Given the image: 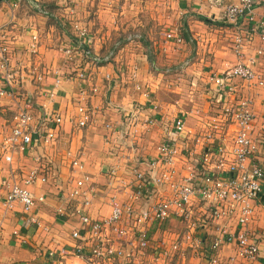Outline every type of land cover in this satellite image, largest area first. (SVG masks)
Here are the masks:
<instances>
[{
	"label": "crops",
	"instance_id": "0c3cea01",
	"mask_svg": "<svg viewBox=\"0 0 264 264\" xmlns=\"http://www.w3.org/2000/svg\"><path fill=\"white\" fill-rule=\"evenodd\" d=\"M72 1L52 0L55 7L51 12L44 10L46 5L38 0L0 3V26L10 37L8 60L14 70L11 94L0 96V264L46 263L51 250L83 243L74 240L71 234L81 227L77 209L83 203L80 197L71 199L69 196L76 187L75 179L79 177L73 169L74 159H81L86 172L94 177L96 198L90 209L92 217L108 215L110 192L117 193L122 200L130 198L128 195L134 190L135 169L146 173L153 171L148 167L147 159L158 155L161 142L175 137L171 134L172 122L179 114L185 115L187 131L179 137L181 140L177 139L183 152L176 162L174 178L182 181L192 169L199 178L197 186H201L204 181L200 179L207 170L216 176L226 174L214 168L215 159L210 167L199 162L203 149L197 140L211 130L210 118L220 114L223 102L232 100L215 92L209 76L223 73L238 61L233 49L234 38L244 34L249 23L247 18H241L237 23L225 21V6L235 0H160L157 9L163 12L159 11V15L148 8L155 0H120L118 3L113 0L120 7L108 13L101 7L105 0L82 1L87 6L85 13L74 10L69 3ZM98 6V10L94 9ZM128 6L137 9L127 14ZM255 15L253 23L261 31L264 0H257ZM76 20L88 29L93 54L112 55L108 63L96 65L83 53L74 29ZM160 27L177 29L183 35L184 43L167 41L157 45L153 35ZM131 34L136 35L135 41L127 40ZM246 42L247 54L263 49L257 70L264 78V40L256 32L247 37ZM69 47L74 50L72 57L65 53ZM188 58L191 59L190 65H184L183 61ZM3 67L0 66V85L5 77ZM80 69H84L88 76L83 80L87 82V102L96 110L93 122L84 128L76 123L75 109V97L82 86L77 80ZM60 74L71 77V80L56 87L55 80ZM137 81L141 84H136ZM234 83L236 92L231 94L236 99L242 95L254 98L257 130H261L264 128V86L248 87L239 78ZM138 85H143L148 94L142 93ZM94 87L97 88L95 92ZM199 94L205 101L204 107L189 101ZM25 100H29L35 115L33 142L25 152L15 151L13 160L8 162L3 141L12 130L15 115ZM50 108L64 116L63 123L51 125L43 122L40 115ZM149 116L157 117V121L146 127L143 120ZM107 124L113 126L107 127ZM234 129L235 126L231 125L226 132L218 134L216 144L221 140L230 147ZM50 130L55 132V138L46 143L44 135ZM257 158L264 166V148ZM36 166L47 181L39 180L32 187L37 197L35 210L49 230L32 225L22 204L13 209L3 206L10 186L22 183L29 170ZM113 169L115 174H112ZM152 190L154 200L167 198L171 193L168 185H152ZM40 196L45 199L40 200ZM152 199H144L146 203L140 207L147 208L154 202ZM188 208L193 210L197 226L196 235H193L196 240L200 238V245H195L196 240L185 242L183 236L188 227L183 226L184 218L174 217L163 225L154 223L149 226L152 247L156 244L155 237L161 236L155 227L162 229L168 224L165 227H169L165 232V240L169 239L166 247L170 248L176 241L183 242L184 253L174 255L179 264H212V257H219L218 264H264V186L256 201L253 223L261 247L257 259L239 257L235 243H227L214 251L213 240L222 235L221 229L234 228L236 220H214L212 207L200 196L195 197ZM87 236L85 254L69 255L63 260L64 264H88L86 251L97 239L89 232ZM141 257L138 264L145 260H148L146 264L152 263V255Z\"/></svg>",
	"mask_w": 264,
	"mask_h": 264
},
{
	"label": "built area",
	"instance_id": "2783aa9c",
	"mask_svg": "<svg viewBox=\"0 0 264 264\" xmlns=\"http://www.w3.org/2000/svg\"><path fill=\"white\" fill-rule=\"evenodd\" d=\"M256 2L257 0H235L225 6L224 19L226 22L237 23L239 19L247 18L249 26L244 34L240 33L234 38L233 49L238 57L237 63L223 73L209 76V81L215 92L224 94L232 100L223 102L220 114L210 118L211 121L208 124L211 126V130L203 138L197 140L203 149L199 162H202L204 166H209L215 159L217 162L214 164V168L226 172V174L216 176L207 170L204 178L200 179L204 181V185L201 186H197L199 178L192 169L182 181L174 178L176 162L183 152L177 139L183 137L187 131L186 118L182 113L177 115L172 122L171 134L175 137H170V139L161 142L158 146V155L147 159L148 167L153 171L146 173V171L136 168L132 181L134 190L128 195L130 198L122 200L117 193L110 192V213L94 218L90 212L94 198H96L93 185L94 177L88 171L86 172L85 163L76 158L73 161V169L79 173V177L75 179L76 187L71 190L69 196L71 199L80 197L83 203L77 209L81 227L74 229L71 234L74 240H81L83 243H76L69 247L64 245L59 250H51L48 253V262L42 264H64L63 260L69 255L82 256L85 254L88 232L91 237L97 239L88 252L86 251V255L89 256L88 264H118V262L120 264H138L137 261L140 256L145 257L153 253L151 250L153 239L150 238L148 231L150 225L154 223L163 225L170 219L177 217L184 218V222H187L186 228L190 227V230L194 231L196 221L193 210H190L188 206L197 196H200L212 207L211 213L214 220H236L234 228L221 229L222 235L213 240L212 249L214 251L227 243H235L239 257L251 260L259 257L261 247L253 229V223L256 214V201L260 198L264 186V166L257 158L264 148V128L257 130L258 118L254 109V98L242 95L236 99L235 95L231 94L236 92L234 82L237 78L241 79L248 87L253 85L264 86V78L257 70L263 49H256L254 54L246 53L247 37L258 32L261 39L264 40V22L260 24L261 31L258 30L257 24L253 23L256 19ZM75 25L78 43L83 48L86 57L90 58L96 65H99V62L108 63L112 55L93 54L91 49L92 37L88 29L77 22ZM9 38L6 29L0 26V56L2 60L0 66L5 67H3L5 71L4 81L0 85L1 97L11 94L14 83V70L10 68L8 60ZM33 39L37 41L36 36ZM136 39L134 34L127 38L129 41ZM166 39L179 45L184 43V37L177 29L170 30ZM32 46L35 47V43ZM65 53L72 57L74 50L69 47ZM190 63V58L183 61L184 65H190ZM87 78L84 69L77 72V80L82 82V86L75 97V109L78 116L76 123L80 128L90 125L96 115V110L87 102V82H83ZM70 80L71 77L60 74L55 80V86L58 87ZM137 87L142 93L148 94V90L143 85ZM93 91H97V88L94 87ZM50 95L52 96L54 93ZM40 117L43 122L51 125H59L64 120V116L59 111L51 108L50 110L45 109ZM34 120L35 115L31 111V104L29 100H25L15 115V124L12 130L3 141L2 147L3 151L6 152L5 158L8 162L13 160L15 151L25 152L32 144V134L35 132ZM156 121L157 117L155 116H149L143 120L146 127L155 125ZM231 125L235 126V133L232 137L233 144L228 147L225 145V141L221 140L216 144L215 138L218 134L226 132ZM112 126V124H107V127ZM54 138L55 132L52 130L44 135L46 143H51ZM179 139L181 140V138ZM115 171L113 169L112 174H115ZM39 180L46 182L47 178L40 175L39 168L36 166L29 170L22 183H15L10 186L3 205L6 209H13L17 204H22L32 225L49 230L35 210L37 197L32 187ZM152 185L157 187L170 186L169 197L152 199L154 197ZM39 199L44 200L45 198L40 196ZM144 199H152L151 201L154 200V202L142 209L140 205L146 203L143 202ZM183 239L188 243L196 240L190 231L184 232ZM195 242L196 246L200 245V238ZM182 244L183 242L176 241L170 248H163L162 251L153 253V260L156 256L160 261L161 258L174 256L177 252L183 254ZM57 256L60 258L57 259ZM211 262L218 264L219 257H212Z\"/></svg>",
	"mask_w": 264,
	"mask_h": 264
},
{
	"label": "rangeland",
	"instance_id": "374dc122",
	"mask_svg": "<svg viewBox=\"0 0 264 264\" xmlns=\"http://www.w3.org/2000/svg\"><path fill=\"white\" fill-rule=\"evenodd\" d=\"M40 3H42V4H44V5H48V6H52V8H54L55 6H53V5H55L54 3H56V1H54V3L52 4V0H38ZM68 1V0H67ZM82 1H84V0H73L72 2H69L71 5H72V7H73V9L74 10H77L79 13L80 12H83V13H85V11H87V10H85V9H87V6H86V4H85V2L83 3ZM120 0H116V2L118 3ZM160 0H155L154 2H153V4H149V7L148 8H150V10H152L153 9V11L157 14L158 13V15H159V11L162 13L163 12V10H159V9H157L158 7H159V5H160V2H162V0L159 2ZM79 2H81L80 4H79ZM96 2H98V1H96ZM83 3V4H82ZM36 4V3H35ZM38 4V3H37ZM143 5V4H142ZM145 5V4H144ZM84 6L86 7V8H84ZM61 7V6H60ZM101 7H102V10H104V12L105 13H108V12H111V10L113 11V10H116L117 9V7H120L119 5H117L116 3L114 4V2H113V0H105V1H103L102 2V5H101ZM137 7H139L140 9H141V7L140 6H138L137 5ZM137 7H130V6H128V8H127V14H131V13H134V11L137 9ZM62 8H63V6H62ZM94 9H99V6L98 7H96V8H94ZM45 10V9H44ZM122 10V9H121ZM66 22V21H65ZM76 22L80 25H84V24H82L80 21H78V20H76L75 21V23H74V29H75V24H76ZM80 22V23H79ZM168 23V22H167ZM166 24V23H165ZM164 24V25H165ZM163 25V24H162ZM165 27H168L167 25L165 26ZM168 28H170V27H168ZM77 29H75V32H76V34H77V31H76ZM170 31V29L168 30V29H164L163 27L161 28H159V30H158V32L156 33V35H153V37H154V40L155 41H157V45H160V44H166V42L168 41L167 39H166V37H167V33ZM135 43V42H134ZM138 83H140V82H138L137 81V83L136 84H138ZM141 84V83H140ZM165 84H167V83H165ZM178 86V85H177ZM166 90V89H165ZM167 91H169V90H167ZM180 95V94H179ZM201 97V95L199 94V96L198 97H192V98H190L189 99V101H191L193 104H198L199 106L201 105H203V107H204V100H203V97L202 98H200ZM187 99V98H186ZM4 206V205H3ZM186 224H187V222H183V226L185 227L186 226ZM168 226V224L165 226V227H167ZM162 228V229H160V228H157V227H155V229L158 231V232H160V237L159 236H157V237H155L156 238V240H154L155 241V245H154V247H152L153 248V253H156L157 251H162V249L163 248H167L166 247V241H169V239H167V240H165V232L167 231V230H169V227L168 228ZM164 229H165V231H164ZM186 229V228H185ZM191 228L189 227L188 228V231H190L191 233H196V231H197V226L195 227V229H194V231H192V230H190ZM196 235V234H195ZM153 238H154V236H153ZM160 243V244H159ZM166 243V244H165ZM152 248H151V250H152ZM153 253H151L150 255H152ZM154 255V254H153ZM148 257V256H147ZM146 257V258H147ZM177 260H179V259H174V256H167L165 259H162L161 258V260L160 261H158V258H157V256L155 257V260H153V257H152V263L151 264H179V263H177ZM148 260H145V262H144V264H146V262H147ZM180 264H182V263H180ZM188 264H191V263H188Z\"/></svg>",
	"mask_w": 264,
	"mask_h": 264
},
{
	"label": "trees",
	"instance_id": "16d2710c",
	"mask_svg": "<svg viewBox=\"0 0 264 264\" xmlns=\"http://www.w3.org/2000/svg\"><path fill=\"white\" fill-rule=\"evenodd\" d=\"M43 9H45L47 12H51V10H53L52 6H48V5L43 7Z\"/></svg>",
	"mask_w": 264,
	"mask_h": 264
},
{
	"label": "water",
	"instance_id": "95a60500",
	"mask_svg": "<svg viewBox=\"0 0 264 264\" xmlns=\"http://www.w3.org/2000/svg\"><path fill=\"white\" fill-rule=\"evenodd\" d=\"M4 1H7V0H0V3L4 2Z\"/></svg>",
	"mask_w": 264,
	"mask_h": 264
}]
</instances>
